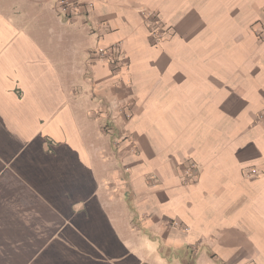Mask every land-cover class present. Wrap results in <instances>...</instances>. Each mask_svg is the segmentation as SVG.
<instances>
[{
    "label": "crops",
    "instance_id": "1",
    "mask_svg": "<svg viewBox=\"0 0 264 264\" xmlns=\"http://www.w3.org/2000/svg\"><path fill=\"white\" fill-rule=\"evenodd\" d=\"M77 1L0 0V264H264V0Z\"/></svg>",
    "mask_w": 264,
    "mask_h": 264
},
{
    "label": "built area",
    "instance_id": "2",
    "mask_svg": "<svg viewBox=\"0 0 264 264\" xmlns=\"http://www.w3.org/2000/svg\"><path fill=\"white\" fill-rule=\"evenodd\" d=\"M55 8L57 13L67 19L81 15L83 13V4L77 0H55ZM146 22L149 27L150 35L154 42L163 41L167 35V30L164 29L163 23L158 14L146 12ZM261 39H264V32L259 34ZM96 57L99 61L106 62L113 66L114 72L120 73L127 67L126 58L121 51L120 45L111 46L108 48H99L96 52ZM120 109V108H118ZM125 108H121L119 113L123 114L125 119H131V115L126 113ZM182 181L184 184H194L199 180L198 165L188 161L183 166ZM256 173H253L255 175Z\"/></svg>",
    "mask_w": 264,
    "mask_h": 264
},
{
    "label": "rangeland",
    "instance_id": "3",
    "mask_svg": "<svg viewBox=\"0 0 264 264\" xmlns=\"http://www.w3.org/2000/svg\"><path fill=\"white\" fill-rule=\"evenodd\" d=\"M264 26V24H263ZM254 127L262 128L264 130V111L257 115L256 122L253 124Z\"/></svg>",
    "mask_w": 264,
    "mask_h": 264
},
{
    "label": "bare ground",
    "instance_id": "4",
    "mask_svg": "<svg viewBox=\"0 0 264 264\" xmlns=\"http://www.w3.org/2000/svg\"><path fill=\"white\" fill-rule=\"evenodd\" d=\"M187 65V64H186ZM191 69V68H190Z\"/></svg>",
    "mask_w": 264,
    "mask_h": 264
}]
</instances>
